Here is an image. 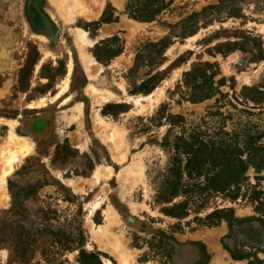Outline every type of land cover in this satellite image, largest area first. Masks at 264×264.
<instances>
[{"label": "rangeland", "instance_id": "rangeland-1", "mask_svg": "<svg viewBox=\"0 0 264 264\" xmlns=\"http://www.w3.org/2000/svg\"><path fill=\"white\" fill-rule=\"evenodd\" d=\"M158 1L0 0V264L264 261V0Z\"/></svg>", "mask_w": 264, "mask_h": 264}, {"label": "trees", "instance_id": "trees-1", "mask_svg": "<svg viewBox=\"0 0 264 264\" xmlns=\"http://www.w3.org/2000/svg\"><path fill=\"white\" fill-rule=\"evenodd\" d=\"M136 1H138L139 4L143 2L144 3L143 8H134V7L131 8L134 0H128L126 10L129 15V18L138 22H151L155 20L156 17L160 14V12L164 9L163 3L159 2L158 0H136ZM241 148L244 149L240 151L239 158L237 161L238 167L234 173V177H235L234 182L237 185V191L236 194H234L233 197L231 198L232 200L237 199L238 192L240 191V184L243 180H245L244 174L249 166L253 167V169L257 171V173L260 172L261 170L264 171V146H254L250 143H247L245 146H242ZM244 150L248 152L247 161H242V154ZM258 195L259 193L254 192L248 198L251 202H255L257 204L255 209L258 210L264 216V199H261ZM230 213L231 210L224 209L212 213L211 216L221 215L220 219L223 218L229 224V235L233 234V226L231 225V223L242 225L243 223L255 222L258 223L260 227V232L258 231V233L264 236V222L260 218L250 217V218L238 219V218H232ZM228 238H229L228 235L224 236L221 239V245L223 249L230 254L232 259L247 260V264H264V261L259 260L256 253L253 255H248L231 249V247H229V245L226 243V240ZM240 246L248 247L249 249L259 248L262 249V252L264 253V248L262 247V245L243 243L240 244ZM88 258L94 264H101V262L98 259V254H91L88 256ZM79 262L80 264H89V262H87L84 259H81V261Z\"/></svg>", "mask_w": 264, "mask_h": 264}, {"label": "bare ground", "instance_id": "bare-ground-1", "mask_svg": "<svg viewBox=\"0 0 264 264\" xmlns=\"http://www.w3.org/2000/svg\"><path fill=\"white\" fill-rule=\"evenodd\" d=\"M90 62V61H89ZM9 146H14V148H16L17 151H19L22 154V157L29 152V147L26 146L23 143H13L12 141L9 143ZM15 150V149H14ZM14 157L8 159L7 164H8V169L3 171L2 176H1V182H0V190L3 189L2 186L4 184V180L5 178L8 176V174L10 173V170L12 169V162Z\"/></svg>", "mask_w": 264, "mask_h": 264}, {"label": "crops", "instance_id": "crops-1", "mask_svg": "<svg viewBox=\"0 0 264 264\" xmlns=\"http://www.w3.org/2000/svg\"><path fill=\"white\" fill-rule=\"evenodd\" d=\"M100 10H101V9H99L97 13L87 12V13H89V14L92 15V17L88 18V20L96 19V18L98 17L99 13H100ZM86 19H87V18H86Z\"/></svg>", "mask_w": 264, "mask_h": 264}]
</instances>
